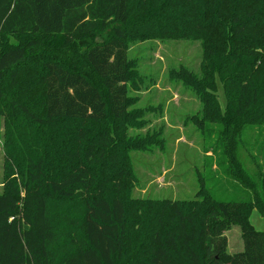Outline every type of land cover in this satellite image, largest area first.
<instances>
[{
    "label": "trees",
    "instance_id": "trees-1",
    "mask_svg": "<svg viewBox=\"0 0 264 264\" xmlns=\"http://www.w3.org/2000/svg\"><path fill=\"white\" fill-rule=\"evenodd\" d=\"M168 38L201 44L200 70L171 74L200 101L198 129L219 125L215 150L248 199L220 200L203 179L192 199L133 195L132 151L165 139L130 133L149 107L129 51ZM0 114V264H264L251 222L264 173L241 158L245 127L264 126V0H0Z\"/></svg>",
    "mask_w": 264,
    "mask_h": 264
},
{
    "label": "rangeland",
    "instance_id": "rangeland-1",
    "mask_svg": "<svg viewBox=\"0 0 264 264\" xmlns=\"http://www.w3.org/2000/svg\"><path fill=\"white\" fill-rule=\"evenodd\" d=\"M129 54L138 61L140 72L145 76L142 91H132L140 96L136 106L149 107L143 117L146 126L130 129V133L145 135L147 131L160 130L165 139L162 149L132 151L138 178L133 195L143 199H192L200 188V179H203L220 200L248 199L249 191L224 172L228 168L221 163L225 158L220 150H215L219 125L208 124L205 132L198 129L190 116L201 110L200 101L191 89L171 74L182 65L200 70V42L170 38L137 41L132 44ZM217 94L224 105L222 87ZM7 123V115L0 114V192L4 188ZM244 141L241 158L246 167L257 171V162L264 173V126H246ZM251 222L256 229L264 230V218L258 210L252 212ZM227 234L228 250H242L239 226L232 225Z\"/></svg>",
    "mask_w": 264,
    "mask_h": 264
}]
</instances>
